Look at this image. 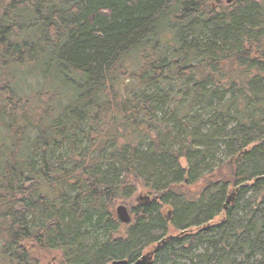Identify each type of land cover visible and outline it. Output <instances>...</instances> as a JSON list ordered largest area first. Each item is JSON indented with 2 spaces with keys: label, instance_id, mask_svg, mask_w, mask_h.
I'll list each match as a JSON object with an SVG mask.
<instances>
[{
  "label": "trees",
  "instance_id": "16d2710c",
  "mask_svg": "<svg viewBox=\"0 0 264 264\" xmlns=\"http://www.w3.org/2000/svg\"><path fill=\"white\" fill-rule=\"evenodd\" d=\"M157 244L264 264V0H0V264Z\"/></svg>",
  "mask_w": 264,
  "mask_h": 264
},
{
  "label": "water",
  "instance_id": "95a60500",
  "mask_svg": "<svg viewBox=\"0 0 264 264\" xmlns=\"http://www.w3.org/2000/svg\"><path fill=\"white\" fill-rule=\"evenodd\" d=\"M232 2H233V0H226V4H231ZM145 200H150V198L146 197ZM231 200H232V197H230L228 199V201H231ZM115 215H116V218L119 221V223H121L122 225H128L131 223L130 212L128 211L126 206L119 204L115 208ZM170 215H171V212L168 211L166 216H165L166 222H168L170 220ZM159 244L156 245V249L149 250L147 253H145L144 255H142L140 258H138L136 261H134L132 263H129L126 259H122V260H115V261L111 262V264H152L153 254L158 249Z\"/></svg>",
  "mask_w": 264,
  "mask_h": 264
},
{
  "label": "rangeland",
  "instance_id": "374dc122",
  "mask_svg": "<svg viewBox=\"0 0 264 264\" xmlns=\"http://www.w3.org/2000/svg\"><path fill=\"white\" fill-rule=\"evenodd\" d=\"M255 1H261V0H255ZM156 89L154 88V87H150V88H147L146 89V94H150V93H153L154 91H155ZM198 115H200L201 116V119H203L204 121H206L207 122V116L202 112V110H199L198 111ZM234 124H231L230 126H233ZM218 155L220 156V157H218L220 160H225L226 158V156H225V154L224 153H218ZM214 163H217V162H214ZM181 164L183 165V166H186V162L185 161H182L181 162ZM142 192V190H141V188H138V190H137V192L135 193V195H134V198L136 199V198H138V200H140V201H144L143 199H141V198H143L142 196H143V194L141 193ZM132 199V200H129L128 202H125V203H121L122 205H124V206H126V208L128 209V211L130 212V207L131 206H133V205H136V201H135V199ZM119 205V204H118ZM167 208H165V214H167ZM130 216H131V219H132V221H133V214L130 212ZM100 240H102V237H100ZM149 251V249L148 250H144L143 251V254H145V253H147ZM54 257V256H53ZM53 257H51L50 259L52 260L53 259ZM49 261V260H48ZM53 264H56V260H55V257H54V262H53ZM58 264V263H57Z\"/></svg>",
  "mask_w": 264,
  "mask_h": 264
},
{
  "label": "flooded vegetation",
  "instance_id": "af4514ba",
  "mask_svg": "<svg viewBox=\"0 0 264 264\" xmlns=\"http://www.w3.org/2000/svg\"><path fill=\"white\" fill-rule=\"evenodd\" d=\"M53 262H54V259H50L48 262H46V264H53ZM56 264H57V262H56Z\"/></svg>",
  "mask_w": 264,
  "mask_h": 264
}]
</instances>
